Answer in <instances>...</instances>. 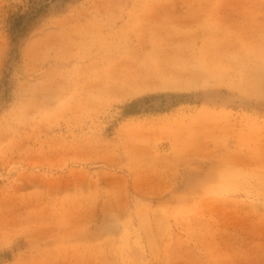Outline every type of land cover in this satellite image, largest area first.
Segmentation results:
<instances>
[{"label": "rangeland", "instance_id": "1", "mask_svg": "<svg viewBox=\"0 0 264 264\" xmlns=\"http://www.w3.org/2000/svg\"><path fill=\"white\" fill-rule=\"evenodd\" d=\"M0 264H264V0H0Z\"/></svg>", "mask_w": 264, "mask_h": 264}]
</instances>
